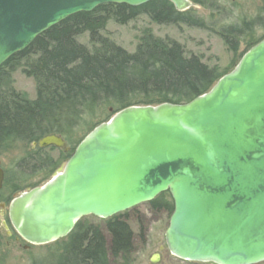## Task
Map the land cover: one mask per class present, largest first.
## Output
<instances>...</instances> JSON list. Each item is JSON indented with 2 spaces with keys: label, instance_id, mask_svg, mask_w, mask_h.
Returning <instances> with one entry per match:
<instances>
[{
  "label": "water",
  "instance_id": "95a60500",
  "mask_svg": "<svg viewBox=\"0 0 264 264\" xmlns=\"http://www.w3.org/2000/svg\"><path fill=\"white\" fill-rule=\"evenodd\" d=\"M153 1L0 0V68L72 16ZM165 1L180 13L196 7L190 0ZM33 147L71 150L57 135ZM4 182L0 167V191ZM166 193L174 206L165 233L173 256L212 264L264 262V39L191 102L114 114L50 181L17 194L0 212L7 208L19 238L39 247L66 239L86 217L108 220Z\"/></svg>",
  "mask_w": 264,
  "mask_h": 264
},
{
  "label": "trees",
  "instance_id": "16d2710c",
  "mask_svg": "<svg viewBox=\"0 0 264 264\" xmlns=\"http://www.w3.org/2000/svg\"><path fill=\"white\" fill-rule=\"evenodd\" d=\"M212 2L194 1L214 11L216 5ZM191 11L177 12L165 0L138 8L103 5L92 13L72 16L39 36L28 49L0 68V86L10 78L12 71L22 66L38 84L37 98L31 102L14 91L9 94L0 91V155L18 143H37L48 135L64 137L69 142L74 129L85 118V130H89V134L110 118L107 114L110 110L114 115L132 106L186 104L208 93L237 64L220 74L200 57L187 55L184 46L175 41L148 35L131 54L105 36L111 22L127 26L140 16L161 26L207 30L205 20L196 18ZM256 28L264 33V0L258 18L224 27L219 35L235 54L239 45L244 44L246 50L240 61L246 52L264 39V36L255 37ZM86 35L93 49L79 42ZM105 114L107 120L97 123L96 120ZM75 148L67 154L68 159ZM37 152L40 151L21 160L19 167L24 173L29 170L31 159L33 168L42 165V161L35 157ZM37 187L39 185H34L31 189ZM10 188L13 195L22 192L19 185ZM161 200L157 198L149 203L151 209L171 216L173 203ZM126 216L125 213L105 220L102 228L97 225L81 228L78 224L54 264L127 263L125 261L134 248L135 235Z\"/></svg>",
  "mask_w": 264,
  "mask_h": 264
},
{
  "label": "rangeland",
  "instance_id": "374dc122",
  "mask_svg": "<svg viewBox=\"0 0 264 264\" xmlns=\"http://www.w3.org/2000/svg\"><path fill=\"white\" fill-rule=\"evenodd\" d=\"M190 1L194 3V1L198 0ZM211 4L216 5L214 11L207 10L205 9L206 7L198 4L191 9L193 16L205 20L207 30L188 28L186 26H161L152 23L145 16H140L127 26L111 22L107 27L105 36L131 54L135 53L137 47L142 43V39L148 35L160 40L175 41L184 46L187 55L200 57L210 68L220 74H224L230 70L233 64H238L239 58L245 52L246 47L244 44H240L239 51L236 54L233 53L220 37L219 32L224 27L240 24L243 20L250 21L258 18L263 8V0H213ZM254 35L256 38H260L264 36V33L256 28ZM79 42L90 49L94 48L87 35L81 37ZM24 68L22 66L12 71L10 78L1 84L0 91L5 94L14 91L31 102L37 98L38 84L32 76L28 75ZM107 114L110 116L108 120ZM107 114L96 120L97 123L105 118V120L109 121L113 116V111L111 112L110 110ZM86 123L87 119L85 118L74 129L70 143L66 142L65 138L62 137L70 149L77 146V141L83 140L88 135L89 130H85ZM33 144L18 143L0 155V167L5 172L6 182L5 187L0 191V204H6L7 208L16 196L11 193L10 186L19 185L22 192H26L34 185L41 187L50 181L52 175L68 161L67 154L69 152L65 153L54 147L38 150L33 147ZM34 151H40L36 153L35 157L42 161V165L39 166L37 163L39 167L33 168L34 162L31 159L28 163L29 170L24 173V169L19 167L20 162L28 154L34 153ZM53 165L54 167L51 169ZM24 177L27 179L23 180ZM163 196V198L160 196L158 199L173 203L168 193ZM7 208L3 216L0 215V264L56 263L57 256L62 253L68 243V238L47 246L28 247L12 228L8 219ZM126 214V220L135 235L134 248L128 258L150 257L159 253V248H163L166 245L165 233L171 216L166 212L153 211L149 203L142 204L126 212ZM1 222H7V230L1 225ZM104 223L105 220L89 216L82 219L78 224H80L81 228L89 225H97L102 228ZM162 253L163 256H169L167 252ZM260 264H264V262Z\"/></svg>",
  "mask_w": 264,
  "mask_h": 264
},
{
  "label": "flooded vegetation",
  "instance_id": "af4514ba",
  "mask_svg": "<svg viewBox=\"0 0 264 264\" xmlns=\"http://www.w3.org/2000/svg\"><path fill=\"white\" fill-rule=\"evenodd\" d=\"M3 214L4 212H0V215L3 216ZM3 224H6V226L8 227L7 222H1V225ZM162 252H167L169 256H163ZM126 260H127V264H212V263L193 262L175 257L168 251L166 245L165 247H163L162 250L161 248H159V253H156L150 257H135V258H128Z\"/></svg>",
  "mask_w": 264,
  "mask_h": 264
}]
</instances>
